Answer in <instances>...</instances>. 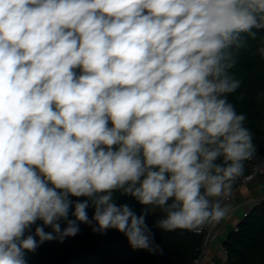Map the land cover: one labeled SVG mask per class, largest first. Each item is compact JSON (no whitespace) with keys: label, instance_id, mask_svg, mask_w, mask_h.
Here are the masks:
<instances>
[{"label":"clouds","instance_id":"1","mask_svg":"<svg viewBox=\"0 0 264 264\" xmlns=\"http://www.w3.org/2000/svg\"><path fill=\"white\" fill-rule=\"evenodd\" d=\"M260 30L264 0H0V264L79 223L155 253L157 209L166 232L230 219L257 153L230 70Z\"/></svg>","mask_w":264,"mask_h":264},{"label":"trees","instance_id":"2","mask_svg":"<svg viewBox=\"0 0 264 264\" xmlns=\"http://www.w3.org/2000/svg\"><path fill=\"white\" fill-rule=\"evenodd\" d=\"M242 38L246 46L238 50L235 66L230 70L241 85L227 99L235 106L237 113L246 116L245 126L254 134L257 153L253 160L245 162L246 174L258 156L264 154V58L257 51L264 46V30H260L255 39L247 35ZM74 71L77 75L82 72L80 68ZM114 195L117 204H128L138 216L145 211V206L133 197L119 192ZM70 199L75 202L86 198ZM72 211L74 208H70L69 219H74ZM87 212L89 219H92L94 207L91 204ZM161 215L157 209L146 216V223L158 246L155 253L133 249L126 236L116 229H108L104 233L93 232L92 227L78 222L80 231L76 236L65 238L63 243L56 239L46 241L35 252L25 251L24 258L27 264H182L193 258L201 238L189 230H160L154 222ZM41 224L42 221H37L26 235L34 234L35 227ZM66 226V221H60L61 230ZM45 231L50 232L51 228L45 227ZM223 246L226 250L224 264H264V198L250 206L246 216L237 224V231L230 229Z\"/></svg>","mask_w":264,"mask_h":264},{"label":"crops","instance_id":"3","mask_svg":"<svg viewBox=\"0 0 264 264\" xmlns=\"http://www.w3.org/2000/svg\"><path fill=\"white\" fill-rule=\"evenodd\" d=\"M264 198V164L259 173L247 184L243 185L236 193L232 202L233 211L231 218L216 223L217 240L222 242L231 227L241 220L245 208ZM217 243H210L207 248L206 258L200 264H213L219 260Z\"/></svg>","mask_w":264,"mask_h":264},{"label":"built area","instance_id":"4","mask_svg":"<svg viewBox=\"0 0 264 264\" xmlns=\"http://www.w3.org/2000/svg\"><path fill=\"white\" fill-rule=\"evenodd\" d=\"M264 164V154H260L258 156V158L254 161L250 171L244 175H242L236 185H235V189H234V194L230 200V203L232 204L234 198L236 197V193L237 191L245 184H247L248 182H250L260 171L261 166ZM249 211V207L245 208V211L241 217V219L243 217L246 216L247 212ZM239 223V222H238ZM233 225L231 227V229L233 231H237V224ZM194 234L198 235L201 238L200 241V245L198 247L195 248V256L189 260H186L184 263L182 264H200L201 261L206 258V253H207V248L209 246L210 243H217V248H218V253H219V260L217 263H213V264H224L226 261V250L225 247L223 246V240L222 242H219L217 240V231H216V223H210V224H206L205 226H203L199 231H191Z\"/></svg>","mask_w":264,"mask_h":264},{"label":"rangeland","instance_id":"5","mask_svg":"<svg viewBox=\"0 0 264 264\" xmlns=\"http://www.w3.org/2000/svg\"><path fill=\"white\" fill-rule=\"evenodd\" d=\"M91 220V219H90ZM93 223H95V222H93ZM85 225H87V224H85ZM89 226V225H88ZM89 228H91V226H89Z\"/></svg>","mask_w":264,"mask_h":264}]
</instances>
